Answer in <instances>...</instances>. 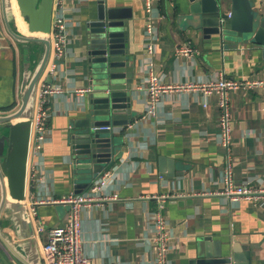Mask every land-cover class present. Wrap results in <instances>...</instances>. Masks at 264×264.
I'll use <instances>...</instances> for the list:
<instances>
[{
    "label": "crops",
    "instance_id": "0c3cea01",
    "mask_svg": "<svg viewBox=\"0 0 264 264\" xmlns=\"http://www.w3.org/2000/svg\"><path fill=\"white\" fill-rule=\"evenodd\" d=\"M100 1L131 15L127 38L135 80L131 123L115 128L116 148L103 170L110 176L102 193L114 198L80 209L83 255L91 264H156L150 237L157 213L174 245L167 264H189L204 236L220 243L223 253L233 249L240 256L237 264H264V193L235 200L215 194L224 188L228 162L233 183L264 189V84L230 93L233 128L228 155L220 139L216 94L167 91L159 96L154 114L146 115L150 63L165 85L201 83L220 76L264 79V60L257 47L249 41L203 38L194 28L187 0H151L149 11L143 0H53L51 23L64 16L69 40L61 59H48L55 61V75L47 73V62L36 85L31 118L43 80L60 85L62 92L48 99L44 147L36 155L29 147L24 203L32 226L63 225L69 206L50 200L86 191L103 172L86 187H76L82 180L71 176L68 144L75 121L84 118L91 89L81 71L82 35ZM249 1L256 20L264 25V0ZM0 32V113H7L19 104L24 69L15 42L2 26ZM147 36L151 53L146 51ZM183 44L195 53H176L175 48ZM4 226L3 233L13 242ZM33 233L40 251L45 234L35 235L34 227ZM0 264H19L1 243Z\"/></svg>",
    "mask_w": 264,
    "mask_h": 264
},
{
    "label": "water",
    "instance_id": "95a60500",
    "mask_svg": "<svg viewBox=\"0 0 264 264\" xmlns=\"http://www.w3.org/2000/svg\"><path fill=\"white\" fill-rule=\"evenodd\" d=\"M187 3L194 28L203 38L237 44L249 41L264 60V25L256 20L249 0ZM52 4L53 0H0L1 26L22 54L24 69L18 106L0 113V243L19 264H43L24 200L36 85L51 50ZM15 9L25 25L24 32L18 27ZM123 12L100 1L96 15L84 26L81 71L91 89L84 118L75 121L68 137L71 176L82 180L76 187H86L108 167L116 148L115 128L131 123L135 65L127 38L131 15ZM4 223L13 242L3 233ZM219 244L211 237H201L189 264H237L240 256L233 249L223 253Z\"/></svg>",
    "mask_w": 264,
    "mask_h": 264
},
{
    "label": "built area",
    "instance_id": "2783aa9c",
    "mask_svg": "<svg viewBox=\"0 0 264 264\" xmlns=\"http://www.w3.org/2000/svg\"><path fill=\"white\" fill-rule=\"evenodd\" d=\"M146 10H150L151 0H143ZM150 24H147V33L152 35ZM51 50L50 56L53 59H61L64 56L68 37L66 33V19L64 16H56L52 23L49 32ZM153 36H151L152 38ZM146 42V51L151 53L153 50L150 36ZM175 52L184 56H192L195 49L189 44H183L175 48ZM48 58V59H49ZM49 67L47 73L53 77L56 73L55 61L48 62ZM41 79V78H40ZM39 79V80H40ZM264 84V79H235L220 76L218 79L210 80L201 83H178L173 85H165L157 76V73L152 64L147 73V85L145 92L147 94L146 115H152L155 111V106L159 96L167 91L173 90H197L205 95L216 94L217 107L219 111L218 125L220 128L221 144L227 151L231 143L232 134V119L230 108V93L234 91L252 89ZM83 90L76 89V92L81 93ZM62 92L60 85L42 81L39 86L37 104L35 107L34 116L31 118V131L29 147L33 154H38L44 147L47 140V104L49 96ZM109 172L103 171L88 185L86 191L81 193L70 192L59 198H53L50 202L66 204L69 206L66 222L63 225L49 227L44 229L41 224H36L34 227L35 235L45 234V241L40 245V255L43 264H91L88 257L82 253L80 244V209L82 207H90L100 201L114 198L111 195H106L103 192L105 185L109 179ZM264 193V189H253L246 185H237L233 183L230 175V163L225 167L224 188L217 191L215 194L223 195L232 200L239 197L252 199L257 198ZM44 202V201H39ZM32 222V220H31ZM155 232L151 235L150 240L153 242V252L156 264H167L168 254L173 250L168 233L165 230L164 219L159 215H154Z\"/></svg>",
    "mask_w": 264,
    "mask_h": 264
},
{
    "label": "bare ground",
    "instance_id": "6f19581e",
    "mask_svg": "<svg viewBox=\"0 0 264 264\" xmlns=\"http://www.w3.org/2000/svg\"><path fill=\"white\" fill-rule=\"evenodd\" d=\"M15 13H16V16H17V24H18V27L21 31H25V25L24 23L22 22L21 18L19 17L18 13H17V10L15 9Z\"/></svg>",
    "mask_w": 264,
    "mask_h": 264
}]
</instances>
